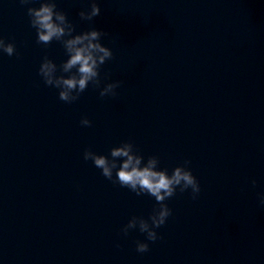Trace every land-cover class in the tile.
<instances>
[{"label":"water","instance_id":"obj_1","mask_svg":"<svg viewBox=\"0 0 264 264\" xmlns=\"http://www.w3.org/2000/svg\"><path fill=\"white\" fill-rule=\"evenodd\" d=\"M97 2L91 21L77 15L87 0L57 7L76 32L107 33L100 74L120 85L65 103L36 72L45 55L65 59L62 46L37 44L27 6L0 0V37L15 46L0 54V264H264V0ZM123 140L169 172L189 160L200 185L195 200L165 201L171 215L143 253L144 234L120 228L154 199L82 157Z\"/></svg>","mask_w":264,"mask_h":264},{"label":"clouds","instance_id":"obj_2","mask_svg":"<svg viewBox=\"0 0 264 264\" xmlns=\"http://www.w3.org/2000/svg\"><path fill=\"white\" fill-rule=\"evenodd\" d=\"M18 3L27 6L26 15L29 25L35 30L36 43L47 46L51 41H57L64 50L65 59L59 64L45 55L36 69L44 85L57 89L59 100L65 103L76 101L89 85L98 89L101 98L116 95L120 81L109 80L107 74L103 77L100 74L101 66L113 58L112 50L101 42V38L107 35L105 31L90 27L76 32L65 12L57 7V0H18ZM99 13L97 0H87V7L79 10L77 15L83 21H91ZM14 53V44L0 37V54L12 56ZM79 124L90 126L91 121L82 116ZM82 157L85 161L90 160L100 174L113 184L154 199L147 218L133 215L120 228L125 236L131 229L144 234V240L135 241V250L139 253L148 250L149 241L159 238L156 229L164 225L171 215V209L165 203L168 198L187 190L195 200L200 193V185L192 174L189 160L176 164L169 172L158 167L159 158L156 155L142 156L130 140L110 147L107 156L85 148ZM250 183L255 185L256 180L252 179ZM257 205L264 207V192L257 193Z\"/></svg>","mask_w":264,"mask_h":264}]
</instances>
